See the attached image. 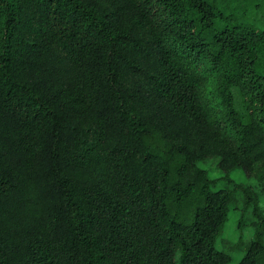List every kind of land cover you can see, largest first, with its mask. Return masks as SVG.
<instances>
[{
    "label": "trees",
    "instance_id": "obj_1",
    "mask_svg": "<svg viewBox=\"0 0 264 264\" xmlns=\"http://www.w3.org/2000/svg\"><path fill=\"white\" fill-rule=\"evenodd\" d=\"M228 9L0 0V264L231 261L235 188L201 163L264 181V24ZM243 191L239 264H264L260 195Z\"/></svg>",
    "mask_w": 264,
    "mask_h": 264
},
{
    "label": "rangeland",
    "instance_id": "obj_2",
    "mask_svg": "<svg viewBox=\"0 0 264 264\" xmlns=\"http://www.w3.org/2000/svg\"><path fill=\"white\" fill-rule=\"evenodd\" d=\"M259 1L262 3L261 6H256L254 0H250V2L245 0H239L238 2L228 0L231 8L235 9H228L225 15L232 12L239 18V21L251 20L255 23L264 24V0ZM226 23L227 20L225 19L218 22L221 26H224ZM260 70L264 71V58L261 62ZM201 165L211 172L213 178L216 177L218 179L217 187L227 186L235 188V200L230 205L229 218L218 237L217 248L226 250L231 254L232 259L228 264H239L254 235L251 222L255 220L253 205H250L247 210L243 206L245 202L243 187L250 186L254 193L260 195V204L264 210V181H261L257 176L243 172L231 173L230 178H228L220 169L218 159L216 158H207L203 160ZM242 217H244L243 226L240 225Z\"/></svg>",
    "mask_w": 264,
    "mask_h": 264
}]
</instances>
